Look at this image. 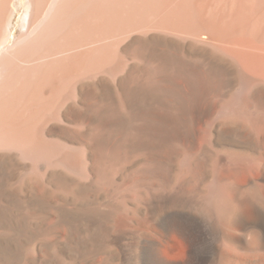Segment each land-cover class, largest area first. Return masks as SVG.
Instances as JSON below:
<instances>
[{"label": "bare ground", "instance_id": "1", "mask_svg": "<svg viewBox=\"0 0 264 264\" xmlns=\"http://www.w3.org/2000/svg\"><path fill=\"white\" fill-rule=\"evenodd\" d=\"M229 69L238 78L230 91ZM224 90L213 126L222 119V136L241 140L235 128L246 112L260 134L264 0H0V264H67L93 252L103 254L98 264H183L160 253L175 250V232L187 264H249L229 225H221L225 251L216 248L213 227L179 187L198 171L190 164L199 152L183 154L188 172L179 170L170 190L148 188L169 168L162 147L194 141L197 115ZM120 158L138 164L133 185H146L136 208L101 181ZM262 177L244 186L225 179L237 193L219 198L223 215L245 224L248 251L264 249ZM51 210L67 226L63 241L37 236ZM114 211L129 222L117 225Z\"/></svg>", "mask_w": 264, "mask_h": 264}, {"label": "rangeland", "instance_id": "2", "mask_svg": "<svg viewBox=\"0 0 264 264\" xmlns=\"http://www.w3.org/2000/svg\"><path fill=\"white\" fill-rule=\"evenodd\" d=\"M20 15H21V11H18L15 17V23L16 22L18 23ZM15 26L16 27L14 28L15 30L14 32L17 35L19 31V26L18 25ZM228 71H227L228 74H226L229 76V77L226 76L228 82L226 87H224V89L225 88L226 89L228 88L227 90L236 89L238 83L237 81L238 78H236L237 72L230 69ZM223 94L224 96L221 95L212 101L213 103L212 108H210L205 113L197 115L196 117L197 124L195 127L196 136L194 141H192L191 139H183L182 141L178 142L176 146L164 145V147H162L164 152L163 154L165 155V157H168L165 159L164 162L167 163L169 168L168 169L166 168L167 171L164 170V174L162 173L163 175L160 174V176H157V178H152L148 188L152 189L151 191L155 192L156 195H160L162 192L170 190L173 187L175 176L178 173V171L179 170L181 172L184 171L183 173L188 172L189 165L188 164L186 165V162L182 161L183 154L185 152H190V153L199 152V154H197V159L194 160L192 164H190L191 171H194L196 166L199 168L198 171L193 173L190 180L180 182L179 187L181 188L182 192L184 191L183 193L189 195L191 205L194 211L195 212L197 211L199 215L202 214L204 220L207 221L208 224H210L213 227V230L215 231V234L217 236L216 240L220 239L216 241V248H218V250H220L221 248L223 249L225 247V230H226L225 226L227 228L229 225L228 227L230 228V230L228 229L229 232L233 235L235 234L234 236L235 237L237 236L236 239L239 242L238 244L236 243V247L238 249L235 247L234 250L232 247H227L229 248L228 250L229 251L234 250L235 253L239 254L240 256H250L252 259H250L249 264H264V249L260 251H248L245 243L246 241L245 235L247 233L245 224L236 223L232 220V218L223 215V213L227 214L228 210L226 209V205L224 209L221 206V204H219L220 197H223V199L225 198V201H228V199H233L237 193V191L233 189L232 186L225 185V179L235 183V185L244 186L247 184L248 179L253 177H258L261 174H263L262 183L264 184V173H261L258 167L257 168L254 167L256 161H260L259 159H263V163H264V137L261 135L262 132L264 133V129L260 131L261 132L260 134L259 132L256 133L254 131V125L257 124L256 117L253 116L252 114H251L252 116H250L249 115L250 113L245 112L248 118H246L245 113H243L244 115L241 113L238 116L240 118L241 123L239 122L240 124L239 123L236 124L237 126L233 124L234 126H236L235 130H240V132H242L241 134L243 136L241 140L237 139L238 141L233 142L222 136L219 127L220 125L225 126V121L220 119L221 121L218 122L217 124L218 126L217 125L213 126V125L215 120H217L216 117L218 116V112H216V109H218V106L225 101L224 100L225 90ZM242 115L245 117H243ZM248 120L251 121L249 124H247ZM228 123H230V121ZM225 147L233 148V149H229L230 151L228 152V155L225 154ZM243 155H247V156L249 155L248 157H250L249 158L250 162L244 161L242 159ZM228 156H231L232 159L227 160L226 158ZM251 159L252 160L256 159L254 160L255 163ZM107 164L111 166L104 173L103 178L101 180L103 182V187L106 189L109 195H112L115 198L120 197L124 201L126 200V204H128L127 205L128 207L136 208L138 206V202L135 199L138 197V195H142L139 192H142L146 187L144 183H142L143 187L141 186V183H139V188L133 185L132 182L134 176L133 173L138 167V164L134 163L131 159L128 158L125 160L120 158L119 160L117 159L114 162L112 161L107 162ZM183 166H186V168ZM27 171H28L27 168H21V170L20 169L12 170V173L23 174L26 173ZM136 189H139V191ZM263 190H264V185H263ZM116 194L118 196H116ZM260 203H262L264 206V197L263 200L262 199L260 200ZM113 207L116 206L115 205L110 206L111 209ZM113 209L117 210L118 208L117 209L113 208ZM246 210L247 212H249L248 207H246ZM53 212L54 211L51 210L49 215L47 216V219L46 217L44 218V221L39 228V232L37 233V236L39 238H43L44 236L50 239L57 238L60 241H63L64 240L63 238H65L68 234L67 226L65 223L62 222L60 224H57L58 218L56 213L54 212L53 214ZM114 212L112 213L113 214L112 216L116 217V219H114L116 221L110 219L111 221H114L115 223L118 222L116 223L117 225H125L126 223L129 222V216L126 215L125 212L122 211H119V213L116 211ZM98 219L100 221L102 218L100 219V217H97V220ZM136 219L138 223L141 226H143L144 229H147L148 226L147 224H149L150 222H148V220L144 218L143 214H139L136 217ZM104 220L106 221L105 218ZM223 223L225 226H223V230H222L221 225H223ZM55 229L58 230L56 233L54 231ZM180 235L181 234L179 232H175V234L174 233L172 234V238L176 241V243H174L176 248L174 247L175 250L172 253H165L164 250H160V253L165 257H168L170 255L169 256L170 258L177 259L183 264H187L186 262L187 259L185 257L186 256L185 252L187 251L186 240ZM218 246L219 247L222 246V247L219 248ZM222 249L220 251H222ZM223 250L225 251V249ZM75 254L70 255V257H73L74 259L77 260L75 264H98L100 261H103V254L100 252H93V254H91V257H86V255L78 256ZM73 258H68L67 264H73L72 263Z\"/></svg>", "mask_w": 264, "mask_h": 264}]
</instances>
